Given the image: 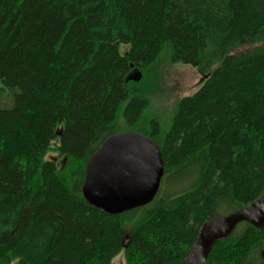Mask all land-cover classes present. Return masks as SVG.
I'll use <instances>...</instances> for the list:
<instances>
[{
	"label": "trees",
	"instance_id": "16d2710c",
	"mask_svg": "<svg viewBox=\"0 0 264 264\" xmlns=\"http://www.w3.org/2000/svg\"><path fill=\"white\" fill-rule=\"evenodd\" d=\"M162 57L206 76L167 127L143 128L151 84L127 75ZM128 130L186 188L110 215L83 197L86 166ZM263 191L264 0H0V264H181L212 214ZM239 226L208 264H264V229Z\"/></svg>",
	"mask_w": 264,
	"mask_h": 264
},
{
	"label": "water",
	"instance_id": "95a60500",
	"mask_svg": "<svg viewBox=\"0 0 264 264\" xmlns=\"http://www.w3.org/2000/svg\"><path fill=\"white\" fill-rule=\"evenodd\" d=\"M140 79V75L135 78ZM165 176L158 144L136 131L109 136L89 158L82 186L84 199L110 215H122L149 206L158 196ZM247 222L264 229V191L259 199L232 214H212L181 264H208L214 245ZM264 261V250L261 252Z\"/></svg>",
	"mask_w": 264,
	"mask_h": 264
},
{
	"label": "rangeland",
	"instance_id": "374dc122",
	"mask_svg": "<svg viewBox=\"0 0 264 264\" xmlns=\"http://www.w3.org/2000/svg\"><path fill=\"white\" fill-rule=\"evenodd\" d=\"M256 46L258 45L247 44L236 49L233 54L252 51ZM120 52L123 56L128 54L129 46H122ZM139 75L140 79L136 81L135 78ZM205 76L206 75L201 74L197 68L190 65L181 63L175 65L169 64L168 59L165 57H162L154 65L153 71L150 73L149 77L143 69L132 67L127 75L128 82L151 84L150 92L146 93L149 98V105L142 113V118L140 119L142 121L138 126L145 128L143 125L148 127V125H146L148 122L156 120L162 127H167L171 122L179 101L193 95L201 87ZM125 109L126 107H124V110ZM120 126L123 129L126 127V123L122 122ZM58 144L59 141H55L53 147L46 156L48 161L56 163L57 166L61 165L63 161V157H60L59 153L56 151ZM185 182L186 180L180 176H176V178H166L164 176L158 195L164 194L168 196L180 192L186 188ZM221 215H225L224 212H222ZM131 227V224H126L124 227L126 243L130 238ZM112 264H127L125 252L116 257Z\"/></svg>",
	"mask_w": 264,
	"mask_h": 264
}]
</instances>
